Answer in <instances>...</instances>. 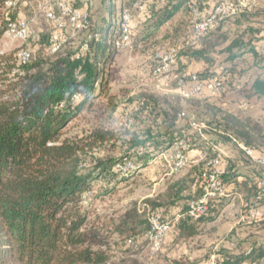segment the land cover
<instances>
[{
    "label": "trees",
    "instance_id": "16d2710c",
    "mask_svg": "<svg viewBox=\"0 0 264 264\" xmlns=\"http://www.w3.org/2000/svg\"><path fill=\"white\" fill-rule=\"evenodd\" d=\"M106 1L102 0L104 4ZM187 1L149 0L141 14L135 48L156 39L177 14L187 13ZM4 2L0 3V42L9 24L16 22L11 11L19 0L3 14ZM257 9L254 5L236 17L241 15L249 21ZM112 10L109 7V12ZM227 20L203 38L200 48H187L180 55L213 63L218 48L229 41L223 29ZM84 24L87 26V21ZM110 24L77 48L66 44L55 53H51L54 35H43L38 42L47 52L26 50L31 56L25 64L20 62L19 54L0 50V264H118L113 261V252L120 238L137 240L150 233V216L179 208L181 217L173 227L176 246L198 236L201 225L212 222L223 207V199L213 200L198 220L190 216L192 202L203 196L207 162L219 157L226 165L225 158L214 150L215 144L235 139L256 151L264 150V122L217 107L208 99H184L185 103L170 95L142 94L134 99V125L121 137L119 156L113 155L118 138L105 126H96L83 136H68L69 124L98 96L108 94L104 62L119 37L110 38ZM260 32L249 27L228 42L224 52L232 61L251 53L264 67V57L254 50ZM27 39H31L30 32ZM207 74L200 78L205 79ZM190 75H184L185 79L189 80ZM253 91L264 96V77L256 79ZM187 102L199 117L208 118L207 125L217 131L213 137L202 139L189 118L186 121L181 117ZM116 108L114 105L111 111ZM180 138L189 141L192 150L203 147L207 161L196 163L187 175L169 182L162 193L147 199V208L154 210L152 215H139L133 210L111 225L91 221L85 195L96 198L98 192L113 193L112 185L134 179ZM127 161L134 164L133 169L125 173L116 169ZM249 165L255 164L240 153L237 161H229L223 177L225 184L237 191L250 187L251 195H244L248 201L260 194L258 173ZM240 168L247 170L245 177L240 176ZM235 246L231 251L223 246L215 264H264V242H251L248 248L243 243Z\"/></svg>",
    "mask_w": 264,
    "mask_h": 264
},
{
    "label": "rangeland",
    "instance_id": "374dc122",
    "mask_svg": "<svg viewBox=\"0 0 264 264\" xmlns=\"http://www.w3.org/2000/svg\"><path fill=\"white\" fill-rule=\"evenodd\" d=\"M2 1L0 0V3ZM222 1L225 0H188L187 13L177 14L168 25L160 30L156 39L140 43L135 48L134 39L139 34L142 15L133 9L131 0H107L105 4L102 0H92V5L89 6L81 3L80 0H19V4L17 0L16 7H8L4 4L2 13H6L7 8L14 7L15 9L11 11L12 15H15L16 22L21 20L26 22L31 39L21 40L12 36L7 37L4 34L0 42V50L19 54L29 49L32 53L42 54L47 50L38 41L48 33H52L54 41L59 40L61 46L71 44L72 47L77 48L91 36L101 33L108 22L111 23L110 38L115 39L121 36L120 23L124 10H130L132 13V43L129 47H118L116 42L119 37L116 38L113 42V50L104 62L105 74L109 81L108 94L98 96L90 107L69 124L68 128V136L75 137L83 136L96 126H105L118 138V147L113 155L119 156L122 153L121 137L127 135L133 126L126 131L116 133L111 130V123L125 115H130L135 120L134 109H136L137 101L134 99L136 97L142 94H155L159 97L167 95L178 97L181 101L188 99L180 94L176 82L166 84L155 74V54L159 51L170 49L178 51L177 73L182 76L193 73L202 76L207 72L205 79H211L220 72L226 74L232 72V77L229 78V89L223 96L190 99H208L217 107L228 108V110L236 109V112L242 114V110H239L241 103L251 98L252 107L243 114L245 113L248 117L258 116L264 120V97H253L249 94L252 82L264 77V69L256 65L252 55H245L232 61L228 53L224 52L228 42L246 32L249 27L260 29L259 37L264 39V0H255L254 5L257 6L258 12L251 13L249 21L246 20L247 18H240L241 15L228 18L223 29L228 34L229 41L218 48L219 52L213 56L215 58L213 63L191 60L183 54L180 55L187 48L192 50L200 48L203 38L221 26L219 25L206 36L198 39L194 32L197 18L192 7L206 15ZM61 4L68 5L81 13L82 19L79 27L69 15L63 13ZM109 7L113 8L111 12H109ZM49 14H53L54 19H50ZM85 21L88 23L87 26H83ZM183 102L186 103L185 100ZM114 105L117 108L112 112ZM195 111L187 102L183 112L185 116L182 118L186 117V121L189 118L190 123L204 124V133L212 130V127L207 125L208 118L204 115L199 117ZM134 129L138 128L134 127ZM205 135L207 136L206 133ZM181 139L185 138L175 140L166 152L151 162L149 166L140 170L134 179L112 185L115 189L113 193L104 195L103 192L100 194L98 192L99 196L97 195L96 198H92L90 194L85 195L84 203L89 206L91 221L96 224L100 223V225L104 223L111 225V222L133 210L140 213L139 215L148 217L152 215L154 210L147 208V199L155 198L166 189L169 182L187 175L192 166L196 165L195 161H193L195 163L189 162L186 167L176 171L171 161L165 157L173 144ZM87 164L84 162L83 165ZM118 165H132L134 168V164L130 161ZM249 166L251 171L258 173L256 181L260 190L258 198L253 197L248 201L244 195L250 194V187L240 192L232 189L229 184H225L224 180L226 196L221 198L224 200L223 207L212 222L201 225L198 236L174 246L176 227L172 228L173 231L171 230L172 232L168 234L157 251L151 248L149 233L140 235L137 240L120 238L113 252V261L118 264H172L176 261L183 264H207L212 257H216L223 246L227 251H231L236 244L243 243L244 247L248 248L251 242H264V217L252 223L242 220L243 216L254 210H260L264 215V165ZM133 168L125 170L124 173ZM246 172V169L240 168L241 177H245ZM163 213L169 219L173 218L171 209ZM130 240H133V246L129 243Z\"/></svg>",
    "mask_w": 264,
    "mask_h": 264
},
{
    "label": "built area",
    "instance_id": "2783aa9c",
    "mask_svg": "<svg viewBox=\"0 0 264 264\" xmlns=\"http://www.w3.org/2000/svg\"><path fill=\"white\" fill-rule=\"evenodd\" d=\"M82 3L89 6L92 5V0H81ZM149 0H131L133 9L138 13H143L147 7ZM17 0L6 1V6H15ZM255 0H225L215 5L211 11L206 15L198 12L197 9L192 7L193 13L197 18L195 25V36L199 39L206 36L209 32L217 28L222 21L232 16H236L246 10H250L254 7ZM63 13L69 15L74 23H81V13L77 10H73L70 6L61 4ZM50 19H54L53 14L48 15ZM205 17V18H203ZM85 24H83L84 26ZM121 36L116 42L118 47H129L132 43V13L130 10H124L122 20L120 23ZM29 34L28 25L25 21L12 22L9 24L5 35L7 37L12 36L21 40H27ZM61 45L56 39L52 53L60 50ZM30 52L22 51L18 57L21 63H27L30 60ZM179 54L176 49H170L167 51H159L155 54V74L159 76L163 82L169 84L176 82L178 91L185 98H219L227 93L229 89V75L220 72L211 79H201L197 73L190 75V79L186 80L184 76L177 73ZM185 114H181L184 117ZM134 124V120L130 115H125L122 118H118L112 121L111 130L114 132H122L130 129ZM193 129L198 132L202 139H206L204 133L205 125L192 122ZM192 150L191 144L186 139L178 140L173 144L171 149L165 155L167 160H170L176 171L183 169L189 164L188 153ZM246 154L250 158H255L254 151L244 147ZM207 161V156L202 152L197 158L196 163ZM258 163L264 165V157L258 159ZM209 167L203 174L204 187L203 196L197 201L192 202L190 209V216L194 220H198L202 215L208 212L210 202L213 200L221 199L226 196L224 175L226 174L227 167L223 160L219 157L213 158L207 162ZM118 170L125 171L129 168H133L132 165H118ZM264 215L260 210L250 211L248 215L242 217L245 222L252 223V221L262 220ZM180 217L164 216L162 213H156L152 215L150 241L151 248L155 251L161 248L164 240L171 232L176 221ZM129 243L133 246V240ZM216 257H212L207 264H215Z\"/></svg>",
    "mask_w": 264,
    "mask_h": 264
},
{
    "label": "crops",
    "instance_id": "0c3cea01",
    "mask_svg": "<svg viewBox=\"0 0 264 264\" xmlns=\"http://www.w3.org/2000/svg\"><path fill=\"white\" fill-rule=\"evenodd\" d=\"M254 50L258 52L260 58L261 57H264V39L263 37H259V39L257 41H255L254 43ZM245 55H252L251 53H246L244 54L243 56ZM242 56V57H243ZM254 60H255V63L258 67L260 68H263L264 67H261L260 64H258L256 58L253 56ZM235 75V71L233 72V76ZM263 78V77H262ZM256 80H254L251 84V86L249 87V94L253 97H260V98H263L264 96H261V95H257L254 93L253 91V85H254V82ZM250 100H247V101H243L240 105V109L239 110H242V115H244L245 117L247 118H250L251 120H254V121H257V122H260V123H263L264 120L261 118V117H258V116H254V115H250L249 117L246 116V114L243 112H247L250 110V108L252 107V103H251V98H249ZM228 109V108H227ZM232 111H237L236 109L232 110ZM238 113V112H237ZM212 131L211 133L208 132L207 136H206V139L210 138V137H213V133L217 132L215 129H212L210 130ZM244 147L245 148H248V149H251L254 151V154H255V158H250L245 150H244ZM214 150L217 151L220 155H222L225 160H226V165H228L229 161H237L238 160V157L240 155V153H243L253 164L255 165H260L258 163V159L261 158V157H264V150H254L248 146H246L245 144L233 139V142H229V143H217L215 144L214 146ZM203 152V147H199V148H194L193 150H191L189 153H188V159H189V162L190 163H195L197 161V158L199 157V155ZM195 161V162H193ZM196 164V163H195ZM171 213H172V216L173 217H181L180 215V209L179 208H174V209H171ZM180 219V218H179ZM178 219V220H179ZM255 264V263H254Z\"/></svg>",
    "mask_w": 264,
    "mask_h": 264
}]
</instances>
